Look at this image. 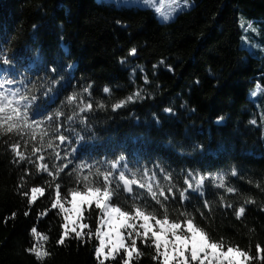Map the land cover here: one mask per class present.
I'll return each mask as SVG.
<instances>
[{"label":"trees","instance_id":"1","mask_svg":"<svg viewBox=\"0 0 264 264\" xmlns=\"http://www.w3.org/2000/svg\"><path fill=\"white\" fill-rule=\"evenodd\" d=\"M188 5L164 22L153 9L114 0H0V49L11 62L0 66V75L24 80L40 97L34 109L63 113L56 120L62 127L51 137L61 156L67 144L55 139L59 134L77 148L73 163L49 176L29 163L44 155L55 174L64 161L46 147L49 137L33 154L39 136L32 141L0 135V264H99L96 239L57 243L65 231L63 213L51 203L56 184L62 198L75 186L66 175L75 164L120 155L131 168L156 170L165 191L174 186L176 198L169 195L166 202L171 219H182L179 212L186 211L212 240L239 246L254 257L251 264H264L255 258L257 245L264 249V92L251 95L257 85L264 88V0H189ZM137 91L134 102L113 111ZM74 94L77 100L69 103ZM88 103L91 110L80 112L78 105ZM17 142L29 159L20 161L11 150ZM189 171L207 177L203 196L189 189L181 204L177 190L187 188ZM217 176L225 178L223 188L215 186ZM32 187L44 188L35 201ZM148 199L150 208H159ZM241 206L245 212L237 219ZM85 218L94 230L95 210ZM33 227L48 240L31 236ZM33 244L49 255L38 261L26 251ZM137 244L144 255L132 264H157L153 250ZM105 264H119V257Z\"/></svg>","mask_w":264,"mask_h":264},{"label":"snow or ice","instance_id":"2","mask_svg":"<svg viewBox=\"0 0 264 264\" xmlns=\"http://www.w3.org/2000/svg\"><path fill=\"white\" fill-rule=\"evenodd\" d=\"M142 2L148 8L153 9L155 14L164 21L172 18V12L163 11L161 7L157 6L160 0H142ZM171 2L175 6L173 11L189 6L188 0H171ZM241 27H244L243 23H241ZM247 28L253 32L256 31L251 24H248ZM130 54L135 55L136 49H131ZM0 63L4 65L11 63L3 56L2 49H0ZM50 71H55V69L52 68ZM17 84L20 86L17 87ZM85 91L87 92L88 89ZM103 91L107 94L110 89L105 87ZM262 92H264V88L257 85L251 95L254 97ZM139 96L140 92L137 91L126 101L114 105L113 111L127 102H134V99ZM39 99L40 97L35 94L33 89L25 85L24 80L9 78L6 72L0 75V135H15L22 140L24 137H28V140L32 141H36L39 136L40 147L34 146L33 154L40 153L41 148L45 146V137H49L46 147L53 150L52 155L55 160L64 161L59 165L55 174L49 170L48 164L44 163V155H39L36 161L29 160V163L35 164L38 171L42 170L49 176H58L76 159L77 148L72 146L73 142L64 134L55 137L59 140L60 145L67 144L64 155L61 156L60 151L53 148L51 137L62 127L56 120L63 113L57 111L51 115H45L38 109H34L33 105ZM76 100L75 94L68 97L69 103ZM78 107L79 111L83 112L85 107L91 110L92 105L88 103L86 106L78 105ZM99 107H104V105L100 104ZM165 111L171 112V109H165ZM222 120L223 117L218 118L217 123ZM251 123L256 124V121L253 120ZM79 139L82 140L83 137ZM28 140H24L26 145ZM11 150L20 161L29 159L21 153L19 142L12 144ZM159 171L164 180L171 182L169 173H165L163 169H159ZM236 174L235 170L231 173L233 176ZM66 175L73 178L75 186L67 189L62 198L60 185L56 184L55 195L51 203L52 209H59V212L63 213L65 231L57 243L64 245L65 238L81 241H84L85 237L94 238L98 241L94 255L99 264H105V261L109 260L116 261L118 257L119 264H132L134 259L138 260L144 255L137 244L138 240L144 247L153 250L154 254L151 258L157 264H251L254 259L239 246H225L223 240H212L208 232L197 225L194 217L186 211L179 212V217L182 219H171L166 202L169 200V195L175 200L174 186H169L165 191L156 177V170L144 169L141 171L131 168L123 155L111 161L75 164ZM206 178L199 173L189 171L184 180L187 188L177 190L180 203L183 204L189 198L187 195L189 189L193 193L203 196V185ZM224 179L223 176H217L213 178V182L216 187L223 188ZM141 189L144 190L143 193L139 191ZM233 191L232 187L227 188V192ZM37 193L43 195L44 188H31L32 201L36 200ZM148 198L159 208L154 206L150 208ZM121 199L127 207H122ZM65 200L70 207L65 208L63 202ZM204 206H208L207 201H204ZM228 206L231 207V205ZM93 210L96 212L94 230L90 223L84 222L85 212L91 215ZM158 212L161 214L158 215ZM244 212L245 208L239 207L236 218L239 219ZM27 214L26 212L25 215ZM200 214L203 216L202 212ZM70 223L74 225L71 227V233H74V236H70L68 231ZM85 229L88 231L85 232ZM30 234L37 241L48 240V236L38 232L36 227L31 229ZM26 251L34 254L38 261L49 255L46 250L37 247L36 244ZM262 253H264V249L257 245V257L255 258L264 261Z\"/></svg>","mask_w":264,"mask_h":264},{"label":"rangeland","instance_id":"3","mask_svg":"<svg viewBox=\"0 0 264 264\" xmlns=\"http://www.w3.org/2000/svg\"><path fill=\"white\" fill-rule=\"evenodd\" d=\"M114 1L118 5H126V6H135V5H137L139 7L147 8V6H145L143 4V2H141L142 0H114ZM157 6L161 7V9L163 11L172 12V18L171 19H169L167 21H164L161 18L164 22H170V21L174 20V18L177 16V14L180 11V9L173 11V9L175 8V6L172 4L171 0H160L159 4Z\"/></svg>","mask_w":264,"mask_h":264},{"label":"bare ground","instance_id":"4","mask_svg":"<svg viewBox=\"0 0 264 264\" xmlns=\"http://www.w3.org/2000/svg\"><path fill=\"white\" fill-rule=\"evenodd\" d=\"M0 66L1 67H5V68H8V66L7 65H4L3 63H0Z\"/></svg>","mask_w":264,"mask_h":264}]
</instances>
